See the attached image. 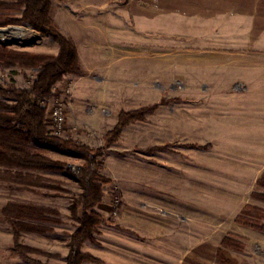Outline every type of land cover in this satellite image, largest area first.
Instances as JSON below:
<instances>
[{
	"label": "rangeland",
	"instance_id": "rangeland-1",
	"mask_svg": "<svg viewBox=\"0 0 264 264\" xmlns=\"http://www.w3.org/2000/svg\"><path fill=\"white\" fill-rule=\"evenodd\" d=\"M93 1L50 0V16L94 10L119 12L126 17H117L112 23L124 33L133 34L151 31L155 22L151 13L155 17L157 0H95V5ZM174 1L177 0H165L166 49L173 50L165 53V76L163 80L156 79L154 74L155 79L151 75L148 79L147 93L153 98L161 95L158 99L150 97L147 104L138 105L140 102L131 97L119 99L121 104L115 105L102 97L110 85L107 81H93L90 88L80 85L72 93L75 79H59L52 94L45 98L47 130L94 149L103 147L106 132L116 124H111L110 118L117 119L121 111L157 104L143 120L128 123L97 156L99 173L110 182L102 184V198L93 207L103 221L92 234L93 239L84 241L82 250L91 251L101 262L83 264H264V241L252 238L247 244L243 242L246 247L240 250L221 246L223 238L232 234L239 205L254 198L253 181L232 177L246 174L230 169L237 165L238 142L227 137L222 128L221 93L213 90L210 83L202 84L204 80L188 79L193 74L183 67L188 65L191 44L207 46L219 38L214 36L210 21L217 13L222 14L224 5L214 0ZM14 5L5 13L20 18L24 6ZM174 10L182 16L180 25ZM12 27L21 30L10 31ZM0 28L7 29L0 31V42L16 51L56 55V47L59 50L52 36L39 33L25 22ZM170 59L180 67H168ZM36 72L33 68L0 64V85L27 88ZM116 85L127 87L124 80L113 86ZM128 86L136 87L133 95L140 93L138 84ZM55 100L65 106L64 123L57 131L50 114ZM0 101L13 102L1 95ZM37 149L61 162L62 168L33 171L41 176V185L30 188L0 180V264H33L11 252L13 229L4 214L9 203H28L49 210L44 213L48 220L25 219L43 231L20 233V243L31 248L28 256L39 264H64L69 238L78 226L70 205L79 197L81 188L68 168L74 170L84 160L50 148Z\"/></svg>",
	"mask_w": 264,
	"mask_h": 264
},
{
	"label": "crops",
	"instance_id": "crops-1",
	"mask_svg": "<svg viewBox=\"0 0 264 264\" xmlns=\"http://www.w3.org/2000/svg\"><path fill=\"white\" fill-rule=\"evenodd\" d=\"M177 1L174 2L180 4ZM219 1L224 5L223 12L214 15L210 21L214 36L219 38H214L207 46L191 44L188 65L183 67H188L193 74L188 79L204 80L202 84L210 83L213 90L221 93L222 128L227 131V137L238 142L237 165L230 169L237 174H246L232 177L253 181L251 195L254 198L250 203L239 205L234 219L246 205L253 207L252 216L256 219L260 216L258 209L264 211V186L257 185V180L264 174V0H214ZM93 4H96L95 0ZM156 7L155 17L151 13L155 20L151 31L145 29L134 34L132 31L124 33L112 23L117 17H126L119 12L94 10L52 15L59 30L75 45L80 60V74H65L61 78L75 79L72 93H76L80 85L90 88L93 81L100 84L107 81L110 85L102 97L115 105L121 104L119 99L131 100L133 97L140 102L138 105H145L150 97L155 98L147 93L150 89L148 79L150 75L155 79L154 74L156 79H164L165 53L173 51L166 49L165 0H157ZM173 15L180 25V12L174 10ZM57 52L58 47L53 53ZM167 61L170 68L180 67L175 59ZM122 79L127 87L113 86L121 84ZM136 84L140 93L133 95L136 87L128 85ZM116 121L110 118L111 124ZM260 221L264 224V218ZM233 226L232 234L226 236L235 235L246 244L252 238L264 241L263 229L236 222ZM243 246L246 247L244 243Z\"/></svg>",
	"mask_w": 264,
	"mask_h": 264
},
{
	"label": "trees",
	"instance_id": "trees-1",
	"mask_svg": "<svg viewBox=\"0 0 264 264\" xmlns=\"http://www.w3.org/2000/svg\"><path fill=\"white\" fill-rule=\"evenodd\" d=\"M14 4L23 5L20 18H14L5 12L12 10ZM50 0H16L11 2L0 0V25L25 22L41 34L52 36L59 45L56 55L34 54L16 51L5 42H0V64L37 69L32 83L27 88H5L0 85V95L13 100L12 103L0 101V180L15 182L24 188L40 186L41 176L34 172L62 168V163L41 153L37 148H50L65 155L82 158L84 163L69 173L79 183L81 193L70 205L73 218L78 221L77 228L68 241V252L64 264H83L84 262L100 263L101 260L82 250L86 240H92V234L103 221L101 215L93 207L102 198L101 186L110 180L99 173L97 156L113 143L121 130L130 122L143 120L152 113L157 104L131 111H121L117 122L104 136L103 147L94 149L52 134L45 123V107L42 100L52 94L53 85L65 74H80L81 68L78 53L73 42L64 36L50 16ZM258 186H264V174L257 180ZM264 198V196H262ZM253 207L246 205L236 223L253 228L264 229L261 216L254 219ZM49 210L28 203H9L4 208L7 220L12 224L13 244L11 252L20 258L39 264L28 256L30 247L20 243L21 231H43L44 228L29 220H48L44 217ZM256 212V213H258ZM263 212V213H262ZM43 214V215H42ZM221 246L240 250L243 243L237 236H225Z\"/></svg>",
	"mask_w": 264,
	"mask_h": 264
},
{
	"label": "built area",
	"instance_id": "built-area-1",
	"mask_svg": "<svg viewBox=\"0 0 264 264\" xmlns=\"http://www.w3.org/2000/svg\"><path fill=\"white\" fill-rule=\"evenodd\" d=\"M47 99L42 100V105H45ZM64 111L65 106L61 101L55 100L50 109L52 125L54 126V131H57L64 123Z\"/></svg>",
	"mask_w": 264,
	"mask_h": 264
},
{
	"label": "bare ground",
	"instance_id": "bare-ground-1",
	"mask_svg": "<svg viewBox=\"0 0 264 264\" xmlns=\"http://www.w3.org/2000/svg\"><path fill=\"white\" fill-rule=\"evenodd\" d=\"M8 29H10V31L12 30V31H18V30H21V29H15L14 27H12V28H8Z\"/></svg>",
	"mask_w": 264,
	"mask_h": 264
},
{
	"label": "water",
	"instance_id": "water-1",
	"mask_svg": "<svg viewBox=\"0 0 264 264\" xmlns=\"http://www.w3.org/2000/svg\"><path fill=\"white\" fill-rule=\"evenodd\" d=\"M0 31L4 33V32H6V31H7V29L0 28Z\"/></svg>",
	"mask_w": 264,
	"mask_h": 264
}]
</instances>
